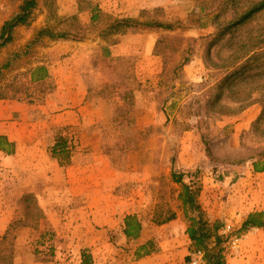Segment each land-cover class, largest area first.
<instances>
[{
    "label": "rangeland",
    "instance_id": "1",
    "mask_svg": "<svg viewBox=\"0 0 264 264\" xmlns=\"http://www.w3.org/2000/svg\"><path fill=\"white\" fill-rule=\"evenodd\" d=\"M76 1L79 3V0ZM206 1L82 0L87 7L80 18L87 26L85 33L101 32L105 28V24L99 27L90 21L89 9L97 3L109 15L104 17L106 23L111 21V16L138 17L142 10L152 11L157 7H161L163 13L156 14V18L181 23L171 29L145 25L130 27L131 34L138 36H131L129 53L110 60L104 55L102 77L105 82L101 90L111 98L112 103L108 109L106 132L102 135L109 158L128 181L132 176L144 177L148 174L140 191L134 193L135 185L129 182L121 187L124 192H133L137 199L141 196L144 199L142 209L149 224L148 234L153 233L151 227L156 225L153 221L155 213L163 216L168 210L181 213L178 224L171 228L160 227V234L154 236V241L159 243L167 233L176 229L175 246L171 250L173 264H190L192 251L187 233L188 221L179 199L182 186L173 180L174 171L184 172L188 182L198 180L202 184L204 195L201 192L199 200L210 221L223 223L221 231L224 234L237 232L249 209L264 210V171H256L253 167V161L261 159L260 153L264 150V136L254 130V123L264 107V77L258 86H254L253 82L244 86L247 101L252 102L245 109L233 114L218 112V105L214 102L217 91L211 90V85L222 72L216 70L214 63H222L219 56L227 57L237 45H229L222 40L212 47L210 55L207 54L208 35L215 33L221 23L230 19L231 11L224 13L221 8L213 11ZM252 1L257 0H243L242 3ZM19 3L20 0H0V27L16 12ZM70 9L62 8L58 0H38L34 20L42 17L41 21L45 24L41 27L57 25V30H64L70 22L62 18L70 16ZM25 26L28 27L19 32L22 41L14 40L0 51V97L34 101L41 99L50 85L48 82L34 83L30 79L28 68L35 59L33 51L36 45L28 47L33 37L23 41V35L33 33L34 29L37 31L38 27ZM165 35L179 37L173 46L167 48L166 57L155 52L157 40ZM251 38L264 39V11L243 26L233 41L238 43ZM133 41L137 43V50ZM173 47H179V50H173ZM259 51L262 52L260 60L264 62V45ZM184 59L189 61L182 64ZM100 60L97 56L95 63L101 64ZM6 61H11V65L3 67ZM252 86L253 89L250 88ZM221 101L238 105L226 97H222ZM259 126L264 127V117ZM253 155L255 159L249 158ZM15 175L17 177L13 181L12 168L4 164L0 156V238L11 222L24 218L22 197L27 192H23L26 186L19 178L22 174L16 171ZM248 177H252V185L243 180L240 185L245 191L242 190L240 197L237 192L240 187L235 184ZM246 195L248 201L254 197L252 206L246 202ZM64 221L68 222V219H62L55 226L46 215L34 225L16 224L11 234L16 262L67 264L60 259L59 252H67L68 247L57 243L58 239L63 240L67 234H72L67 227L64 229ZM259 249L264 251L262 244Z\"/></svg>",
    "mask_w": 264,
    "mask_h": 264
},
{
    "label": "crops",
    "instance_id": "2",
    "mask_svg": "<svg viewBox=\"0 0 264 264\" xmlns=\"http://www.w3.org/2000/svg\"><path fill=\"white\" fill-rule=\"evenodd\" d=\"M58 4L71 8L70 16L81 18L86 12L79 10L76 0H58ZM41 18L33 20L29 27L39 30L45 24ZM25 27L28 26L16 28V42L22 41L19 32ZM36 32L34 29L31 34L25 33L23 41L34 37ZM131 32L130 28L109 36L96 31L85 33L82 38L44 37L35 44L36 56L28 70L34 83H49L48 92L34 101L0 98V137L7 140L10 151L0 149V156L4 164L12 168L13 181L16 171L22 174L19 178L26 186L23 192L36 194L41 209L55 226L62 219H68L64 221V229L67 227L72 234L57 240L61 246L68 247L67 252H59L60 259L67 264L174 263L171 250L175 246L176 229L159 243L154 241V236L160 234V227L171 228L178 224L181 213L162 225L153 224V233L149 235V224L142 209L144 199L141 194H138L139 199L133 195L143 187L148 174L132 176L130 181L124 178V173L109 158L102 136L106 132L108 109L112 106L111 98L101 92L105 82L102 77L104 55L109 60L127 55ZM136 44L133 41L135 50ZM97 56L101 58L98 65ZM40 66L45 67L43 75L38 73ZM250 178H241L235 184L240 187L237 191L240 197L242 190L245 191L240 184L243 180L251 184ZM127 182L135 185L131 193L121 190ZM252 198L246 201L251 206ZM253 211L261 209L251 208L247 212ZM128 215L136 216L141 223L137 237L125 233ZM145 243H150L151 252L137 255L139 247ZM260 244L264 249V228L256 232L250 227L231 241L227 264H264Z\"/></svg>",
    "mask_w": 264,
    "mask_h": 264
},
{
    "label": "trees",
    "instance_id": "3",
    "mask_svg": "<svg viewBox=\"0 0 264 264\" xmlns=\"http://www.w3.org/2000/svg\"><path fill=\"white\" fill-rule=\"evenodd\" d=\"M206 1V0H205ZM243 0H207L210 9L215 11L217 8H221L222 12L231 11V17L220 24L215 33L209 34L207 54H211V49L215 44L221 43L225 40L229 45H237V48L227 57L219 56L222 63L215 62L214 66L220 69L222 75L219 79L211 85V90L216 89V98L214 102L218 105V112L221 114H233L245 109L252 102L247 101L246 87L248 83H255L258 86L262 84L261 79L264 77V62H261V53L259 48L264 45V39L251 38L249 41H239L234 43L237 37V33L245 25L250 24L259 13L264 11V0L252 1L248 4L242 3ZM38 7V0H20L18 9L9 18L5 19L0 27V51L15 39V30L21 25L32 24L35 16L36 8ZM79 10H86L87 7L79 0ZM204 9V5L202 6ZM52 10V9H51ZM91 11V24L94 26H101L105 24V28L101 31L103 36H109L116 33L125 32L130 27L139 25L162 27L166 29L175 28L176 24L180 22H169L163 19L156 18V14L163 13L161 7H157L152 11L142 10L140 16H111L110 22H105V15H107L100 5L97 3L92 5L89 9ZM144 16L145 19H142ZM218 16V15H217ZM63 21H68L69 26L64 30L56 29V26L46 25L37 30L33 39L28 43V47L37 44L44 37L48 36L52 39H59L65 37L82 38L85 35L87 26L77 15H71L68 18H62ZM61 22V20L59 21ZM179 37L173 35H165L159 38L156 42L155 52L167 55V48L173 46V42ZM173 50L178 51L179 47H173ZM29 52V50H27ZM164 57V58H165ZM260 60V61H259ZM189 59H184L182 64H186ZM167 62L165 58L164 71L167 68ZM11 65V61H6L3 67ZM44 66H40L37 70L38 73L44 74ZM1 71V68H0ZM258 83H256V82ZM253 89V86L250 87ZM264 89V87H263ZM222 97H226L231 102L238 105L232 106L229 102H222ZM5 98V97H0ZM264 106V101H263ZM264 117V107L261 115L254 123V130L260 132L261 136H264V127L259 126V123ZM7 140L0 137V149L6 152H10L7 148ZM65 145H63L64 147ZM261 159L253 161V167L256 171H264V150L260 153ZM251 159H255V155L249 156ZM243 161V159H241ZM184 172L174 171L172 178L175 182L181 184V191L179 193V199L182 202V208L186 220L188 221L187 233L191 239L190 249H201L205 253L204 264H227V249L233 240V236H240L241 233L248 230L250 227L264 228V210L253 211L248 214L243 221L241 227L237 232H230L224 234L221 228L224 226L219 220L214 222L210 221L207 217L205 209L203 208L199 197L201 195L203 186L198 180L186 181ZM23 202V220H17L10 223V226L5 231L4 235L0 238V264H20L15 260V244L11 240L12 230L16 224L22 226L34 225V222L46 217L45 213L39 205L36 194L32 191L24 193L22 197ZM177 212L175 210H168L166 215L161 213H155L153 221L158 224L167 223L177 218ZM125 233L128 236L137 237L141 230V223L137 220L136 216L128 215L125 218ZM150 243L141 245L137 251V255H145L151 252L149 249ZM190 259V255H189ZM86 262V261H85Z\"/></svg>",
    "mask_w": 264,
    "mask_h": 264
},
{
    "label": "built area",
    "instance_id": "4",
    "mask_svg": "<svg viewBox=\"0 0 264 264\" xmlns=\"http://www.w3.org/2000/svg\"><path fill=\"white\" fill-rule=\"evenodd\" d=\"M230 228V225L228 226V229ZM259 227H252V230L258 232ZM205 253L201 249H194L192 253L190 254V264H204L205 263Z\"/></svg>",
    "mask_w": 264,
    "mask_h": 264
}]
</instances>
